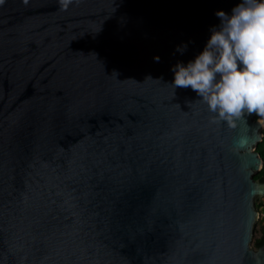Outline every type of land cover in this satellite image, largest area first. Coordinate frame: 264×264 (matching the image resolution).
<instances>
[{"label": "water", "instance_id": "obj_1", "mask_svg": "<svg viewBox=\"0 0 264 264\" xmlns=\"http://www.w3.org/2000/svg\"><path fill=\"white\" fill-rule=\"evenodd\" d=\"M237 2L0 0V264H264V127L166 84Z\"/></svg>", "mask_w": 264, "mask_h": 264}, {"label": "clouds", "instance_id": "obj_2", "mask_svg": "<svg viewBox=\"0 0 264 264\" xmlns=\"http://www.w3.org/2000/svg\"><path fill=\"white\" fill-rule=\"evenodd\" d=\"M69 2L61 0L62 7ZM214 15L219 22L209 26L202 48L172 64L166 84L174 94L178 88L193 92L192 102L203 107L210 123L243 127L245 134L234 140V147L246 149L254 129L264 127V0H238L228 12L216 10ZM191 42H181L174 54L183 55ZM253 116L256 123L249 125Z\"/></svg>", "mask_w": 264, "mask_h": 264}, {"label": "trees", "instance_id": "obj_3", "mask_svg": "<svg viewBox=\"0 0 264 264\" xmlns=\"http://www.w3.org/2000/svg\"><path fill=\"white\" fill-rule=\"evenodd\" d=\"M263 134H264V132H263ZM257 152L260 154V156H261V158L263 160V163H264V138H263V141L258 144ZM254 179L256 181H259V182H262V183L264 182V165H263L262 170L254 175ZM260 206H262L261 202L256 203V208L257 209ZM263 245H264V226L261 229V237L254 238V241H253V246H254L255 249H258V248H260Z\"/></svg>", "mask_w": 264, "mask_h": 264}, {"label": "rangeland", "instance_id": "obj_4", "mask_svg": "<svg viewBox=\"0 0 264 264\" xmlns=\"http://www.w3.org/2000/svg\"><path fill=\"white\" fill-rule=\"evenodd\" d=\"M263 132H264V130H263ZM258 202H261L262 206H260L257 209L258 219H257V221L255 223V227H254V237H253V240L251 242V247L252 248H254V246H253L254 238L261 237V229L264 226V195L256 198L255 203H258Z\"/></svg>", "mask_w": 264, "mask_h": 264}]
</instances>
